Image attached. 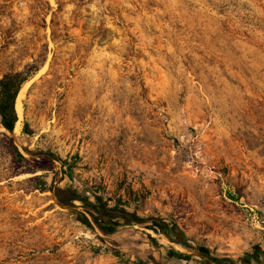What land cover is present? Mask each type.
Masks as SVG:
<instances>
[{
	"label": "rangeland",
	"instance_id": "rangeland-1",
	"mask_svg": "<svg viewBox=\"0 0 264 264\" xmlns=\"http://www.w3.org/2000/svg\"><path fill=\"white\" fill-rule=\"evenodd\" d=\"M16 70L0 264H157L117 255L57 185L144 218L112 214L158 264L264 260V0H0V78Z\"/></svg>",
	"mask_w": 264,
	"mask_h": 264
},
{
	"label": "trees",
	"instance_id": "trees-1",
	"mask_svg": "<svg viewBox=\"0 0 264 264\" xmlns=\"http://www.w3.org/2000/svg\"><path fill=\"white\" fill-rule=\"evenodd\" d=\"M29 75L30 74L27 72L16 70L9 71L0 78V124L9 133L14 132L16 122L18 121L16 100L22 84L27 80ZM24 133L30 134L26 124L24 126ZM11 139L13 140L12 136ZM24 149L26 152L37 156L35 161L39 163V165L36 169L53 170L56 166L55 163L59 161L63 165H67L65 173L70 178L72 177L71 164H69L62 156L57 154V152L51 149L42 148L30 150L25 147ZM12 150L17 157L23 160H28V158L20 152L16 145L13 144ZM56 193L59 203L69 206L70 208L76 210V212L80 213L79 220L88 228L93 231L98 228L104 235L114 237L113 243L117 247V255L123 253L134 254L140 261H143L141 257L142 255L140 254V252L143 251V253L146 252L147 256L158 264L156 258L153 256L152 249L145 248L141 250V238L139 236L137 237L136 230L129 227V224L127 223H120L116 221L112 217V214L117 213L120 217L129 218L133 221L135 220L132 217H141L125 211L124 208H121L118 205V203H115L113 206L110 205L108 201L103 200L101 196L95 195L94 199H92L89 194L79 191L73 186L62 188L57 185ZM80 207L82 208V211L79 212L77 209ZM142 219L144 222V218ZM135 222L141 223L138 221ZM165 232L172 241H177L171 231L165 228ZM201 253L206 255L205 252ZM211 259H214L217 264H224L223 259L214 258L210 255L203 264H209V260Z\"/></svg>",
	"mask_w": 264,
	"mask_h": 264
},
{
	"label": "flooded vegetation",
	"instance_id": "flooded-vegetation-1",
	"mask_svg": "<svg viewBox=\"0 0 264 264\" xmlns=\"http://www.w3.org/2000/svg\"><path fill=\"white\" fill-rule=\"evenodd\" d=\"M250 264H264V260L257 259V261H255L254 263H250Z\"/></svg>",
	"mask_w": 264,
	"mask_h": 264
},
{
	"label": "bare ground",
	"instance_id": "bare-ground-1",
	"mask_svg": "<svg viewBox=\"0 0 264 264\" xmlns=\"http://www.w3.org/2000/svg\"><path fill=\"white\" fill-rule=\"evenodd\" d=\"M18 99H19V97H18ZM17 109H18V112H19L20 111V107L18 106ZM18 123H19V121L16 123L15 131H17L19 129Z\"/></svg>",
	"mask_w": 264,
	"mask_h": 264
},
{
	"label": "water",
	"instance_id": "water-1",
	"mask_svg": "<svg viewBox=\"0 0 264 264\" xmlns=\"http://www.w3.org/2000/svg\"><path fill=\"white\" fill-rule=\"evenodd\" d=\"M3 127V126H2ZM125 214V213H124ZM135 221H138V222H143V219L142 218H138V217H132Z\"/></svg>",
	"mask_w": 264,
	"mask_h": 264
}]
</instances>
